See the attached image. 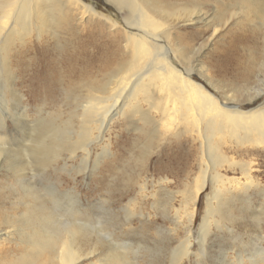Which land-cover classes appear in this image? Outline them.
Returning a JSON list of instances; mask_svg holds the SVG:
<instances>
[{"label":"rangeland","instance_id":"374dc122","mask_svg":"<svg viewBox=\"0 0 264 264\" xmlns=\"http://www.w3.org/2000/svg\"><path fill=\"white\" fill-rule=\"evenodd\" d=\"M86 1L93 3L99 12L119 21L121 28L116 38L121 39L124 23L121 14L105 0ZM155 3L176 10V15L170 17V24H174L170 42L174 49L181 47V51L184 50L197 81L221 102L235 103L245 110L264 104L263 21L245 14L236 0H156ZM196 12L202 13L209 25L197 19ZM190 18L194 20L188 21ZM213 25L217 27L215 31ZM87 29L92 30L93 36L98 34V28L92 25ZM102 31L106 34L108 27ZM60 36L62 41L69 38L64 33ZM17 43L15 39L14 46ZM52 47L51 39L37 41L32 38L25 46L17 45L10 51L14 90L23 95L22 104L28 106L30 118H38L37 107H40L45 110L41 114L44 123L51 121L62 131L64 124L70 122L73 142L78 139L80 126L86 120H89L87 124L91 131L96 132L98 123L95 120L102 115V107L111 103V97L104 89L114 82L113 77L135 69L128 68V54L123 56L121 53L124 63L110 62L108 66L67 64L64 57L72 49L70 44L62 52ZM172 60L175 65L183 66L177 57ZM1 76L0 86L8 77L5 66ZM1 91L10 98L11 92ZM35 97L41 99H32ZM90 103L97 104L96 110L83 115L79 104ZM140 106L145 110L148 104L140 100ZM127 112L126 116L116 114L101 140L92 145L87 158L77 150L66 164L62 159L69 152L66 145L62 146L64 142L58 145V140L39 132L32 133L34 141L29 142L30 131L20 124L17 128L7 120L8 136L3 146L0 145L3 149L0 152V230L9 231V235H0V264H13L26 254L25 238L39 231V220H27L40 209L29 211L27 220L20 216L23 209L18 202L23 198V179L32 182L37 194L47 198L42 202V216L48 207H53L45 194L53 187L56 191L72 194L71 209L77 218L81 213L86 215L85 220L92 228L85 235L92 240L90 243L99 240V244L93 257L79 264H100L112 242L129 245L124 248L126 260L134 264H170L169 251L181 243L186 245V239L190 242V253L182 264H238L239 258L243 264H248L247 258L256 243L264 249V239L259 240V236H264V220L258 222L254 217L261 216L264 210L261 193L264 191V147L238 145L225 137L226 142L220 148L234 165L219 169L227 177L224 181L237 179L243 185L251 178L256 186L238 195V201L233 203L230 196H226L227 206L222 205L220 210L227 219L209 216L208 232L204 240H200L199 228L208 209L213 185L207 184L196 200L190 199L199 174L197 144L190 141L188 134L170 137L153 133L145 138L135 128L151 130V126L144 125L138 115L132 116L130 109ZM151 113L154 115L155 112ZM24 136L28 138L24 140ZM37 136L45 139L43 144L36 142ZM24 146L34 152L26 165V175L22 177L11 167L17 158L14 150ZM44 147L48 148L49 161L40 163L42 155L36 153L42 152ZM57 152L60 157L55 162L50 161ZM238 163L246 164L248 177L241 172ZM140 183L145 184L142 191L138 189ZM60 204L68 207L65 202ZM212 204L215 207L216 201ZM63 212L58 210L57 214L62 219L67 218ZM107 233L110 239L106 237ZM75 236L80 246L85 247L80 232ZM37 262L48 264L45 256Z\"/></svg>","mask_w":264,"mask_h":264},{"label":"bare ground","instance_id":"6f19581e","mask_svg":"<svg viewBox=\"0 0 264 264\" xmlns=\"http://www.w3.org/2000/svg\"><path fill=\"white\" fill-rule=\"evenodd\" d=\"M155 1L105 0L121 14L124 20L121 39H117L116 34L121 26L119 21L99 12L93 3H88L86 0H0V77L4 66L7 68L8 76L3 80L0 89L11 92L10 98H7L0 90V145L3 146L8 136L7 120L9 119L17 128L20 124L30 131V137L24 136V140L28 138L29 142H33L32 133L39 132L43 136L58 140V145L64 142L62 146L66 145L69 152L62 159L63 164H66V160L73 158L77 150L87 158L92 145L101 140L110 121L116 114L128 113L127 109H130L132 116L138 115L144 125L151 126L152 131L135 128L145 138H149L153 133L170 137L188 134L190 141L197 144L199 164L197 184L194 192H190V199L196 200L207 184L213 185L212 196L207 203L208 209L199 228L200 240H204L208 232L209 216L218 215L221 219H227L220 210L222 205L227 206L225 197L230 196L233 203L234 200L238 201L236 199L238 195L256 186L251 178H247L248 181L243 185H240L237 179L232 182H228L229 179L226 180L227 182L224 181L227 177H224L219 169L231 168L234 162L220 147L225 144V137L238 145L264 147V104L245 110L235 103L221 102L203 83L197 81L193 77L195 73L193 66L188 65L186 55L183 54L184 50L181 51V47L174 49L170 42L174 29V24H170V17L176 15V10L160 7ZM236 2L242 6L245 14L252 15L264 23V0H236ZM195 14L197 19L209 25V20L206 17L202 18V13ZM187 20L193 21L194 18ZM257 24L263 26L260 22ZM91 25L98 28L96 36L92 35V30L87 29ZM213 26L215 31L217 27ZM105 27L109 30L106 34L102 31ZM60 33L66 34L69 38L62 41ZM32 38L37 41L51 39L53 47L59 52L70 44L72 49L64 57V62L67 64L82 63L93 66L100 63L102 66H108L110 62L124 63V58L120 57L121 53L123 56L128 54V68L134 67L135 70L120 77L114 76V82L109 83L104 89V92L110 95L111 103L102 107V115L95 120L98 123L95 133L87 124L89 120H86L80 126L78 139L72 142L70 122L64 124L62 131L51 121L44 123V117L41 115L44 109L40 107H37L38 118L29 117L28 106L22 104L23 95L14 90L15 78L11 71L10 58L12 50L17 45L25 46ZM15 39L18 43L14 46ZM176 57L183 62V66L174 64L172 59ZM32 99L38 101L41 98ZM140 100L148 104L147 109L141 108ZM79 105L83 115L94 112L97 106L96 103ZM152 111L155 112L154 115ZM40 137L42 136L35 138L36 142L40 141V144H43L45 139ZM1 146L0 152L3 150ZM47 151L48 148L44 147L42 152L36 153L42 155L40 163L49 161ZM33 152L27 146L14 150L17 158L12 163L11 169L17 170L20 176L25 177L26 165ZM59 157L60 152H57L50 161L55 162ZM236 165L248 177L246 164ZM144 186V183H140L139 191L145 189ZM21 190L23 198L19 200L18 205L23 209L20 215L22 220H27L26 214L38 208L40 210L35 211L34 217H30L27 221L35 219L39 220L40 224L39 231H34L31 236L25 238L27 253L22 254L13 264H38L37 261L41 256L47 258L48 264H79L93 257L99 240L94 244L90 243L92 240L85 235L91 230V224L85 220L87 218L84 213L78 218L72 213L73 198L69 191L59 192L54 187L49 192L45 191L53 207H48L46 214L42 216V202L47 198L37 194L32 182H27V179H23ZM261 193L264 197V191ZM60 198H63V201ZM213 200L216 201L215 207L212 204ZM61 202H65L68 207H62ZM58 210H64L63 213L67 218L62 219V216L57 214ZM260 215L254 216L258 222L264 220V210ZM99 230L98 228L97 231ZM79 232L80 240H84L85 247L80 246L76 241L75 235ZM0 235L8 236L9 231L1 229ZM106 235L110 239V234ZM263 239L264 236H259L260 241ZM186 240V245L181 243L169 251L170 264H182L188 258L190 242ZM259 245L260 243H256L247 258L248 264L259 262L264 264V249ZM125 247L129 245L110 243L109 250L100 264H134L126 260ZM243 262L241 258L238 259V264Z\"/></svg>","mask_w":264,"mask_h":264}]
</instances>
